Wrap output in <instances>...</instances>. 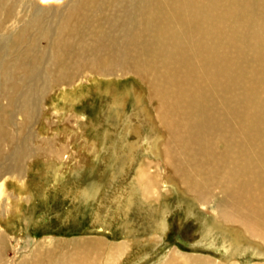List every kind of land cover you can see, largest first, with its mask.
Instances as JSON below:
<instances>
[{
	"label": "bare ground",
	"instance_id": "bare-ground-1",
	"mask_svg": "<svg viewBox=\"0 0 264 264\" xmlns=\"http://www.w3.org/2000/svg\"><path fill=\"white\" fill-rule=\"evenodd\" d=\"M24 1L0 0V264H126L133 245L161 241L152 233L120 243L77 240L66 251L36 249L32 238L9 244L5 227L32 219L21 205L29 192L25 168L40 152L51 156L44 166L55 179L62 166L73 163L78 172L99 156L86 120L77 118L73 128L65 122L87 94L84 78L96 86L109 79L103 116L113 130L104 134L111 143L101 144L108 186L133 171L116 199L121 209L142 211L149 224L159 215L150 230L163 231L161 199L180 190L209 215L204 237L223 240L222 261L175 248L158 264H241L246 253L257 257L248 264H264V0ZM124 76L144 90L113 84ZM131 95L135 120L126 116ZM46 100L62 131L44 120ZM53 128L59 135L41 148L39 135L49 137ZM74 140L81 148L68 154ZM146 146L149 157L139 160ZM100 187L82 193L95 196ZM217 193L222 197L211 205Z\"/></svg>",
	"mask_w": 264,
	"mask_h": 264
},
{
	"label": "rangeland",
	"instance_id": "rangeland-1",
	"mask_svg": "<svg viewBox=\"0 0 264 264\" xmlns=\"http://www.w3.org/2000/svg\"><path fill=\"white\" fill-rule=\"evenodd\" d=\"M22 4H28L27 0ZM65 6L64 2L58 5L57 13L62 12ZM108 80L100 79V85L96 86L92 81L84 78L83 91L85 90L84 93L87 94L74 105V110L70 111L69 116L67 115L69 118L64 116L66 117L65 122L72 128L76 126L77 118L82 117L86 120V135L100 144L98 158L97 156L95 158L90 156L86 167L78 172L71 170L73 163H70L71 165L66 169L62 166L55 179L52 172L46 173V167L44 166V162L49 160L51 156L45 154V151H43L44 153L40 152L37 158L25 168L24 181L29 185V192L22 194L21 205L24 212L31 215L32 219L27 224L26 219L14 220L13 225L5 227L10 246L13 247L15 244L13 237L20 238L22 243L32 238L37 242L36 249L41 250L42 248L62 245L61 250L66 251L70 249L71 243L87 238L102 237L109 242L120 243L123 240L143 239L152 233H158L161 236V241L158 244L141 246L142 242H139L140 248L137 247V244L133 245V251L127 257L125 263L158 264L175 248L193 254L211 255V257L219 258L222 261L226 255L222 247L224 245L223 240L219 236L204 237L207 234L205 233L206 225L211 222L209 215L200 211V209L198 210L196 203L190 197L182 194L180 190H174L161 199L162 209L166 213V226L163 231L150 230V228L156 227V223L159 222L157 220L159 215L156 219L151 220L149 224V220L142 211L132 209L125 213L121 209L118 204L119 199H116L119 198L120 194H123L133 171H129L128 176L121 178L118 183L108 186L110 182V160L102 157L101 152V144L104 141L106 129L113 130L111 123L105 121L103 116V110L111 101V96L104 91ZM137 83V80L133 77L124 76L119 77L113 84L119 89L137 87L144 90L142 85ZM46 102L43 105V108H46L43 112L46 110L45 113H47L43 115L44 120L48 121L47 123H52L53 126H56V129L58 127L61 130L62 126L58 125L57 122L58 117H54L51 100H46ZM134 102V96L131 95L126 107V116L133 119L136 113ZM149 104L152 105L150 102ZM48 109L49 111H47ZM55 128L51 131L53 132ZM144 130L145 142L148 143L150 134H148L147 128ZM55 133L59 135L58 131L53 132L49 137L47 134L45 137L39 135L41 138H39V141L42 142L40 147L43 148L42 146L45 145L46 140L54 138ZM71 134H74V132ZM56 142L58 145L65 144L66 139L62 138L60 142ZM104 142L111 143V141L106 140ZM108 143L106 148L109 147L107 146ZM68 144L67 147L70 151L68 154L79 152L81 146L77 141L74 140ZM139 149L137 152L139 160L149 157L145 152L148 149L147 146ZM83 154L88 156L85 151H83ZM7 185V191L13 192L16 196L17 188L10 181ZM90 185H101V190L95 196L85 197L82 192ZM221 197L222 194L218 193L211 196V205L214 204V201H219ZM98 213L101 219L96 221ZM2 224L5 225L4 222ZM100 228L103 230H100ZM130 232L132 234L127 235ZM210 244L212 245L210 246ZM244 255L238 258L241 264H248L257 259L256 256L249 253ZM8 256L10 260L14 257L11 250Z\"/></svg>",
	"mask_w": 264,
	"mask_h": 264
}]
</instances>
